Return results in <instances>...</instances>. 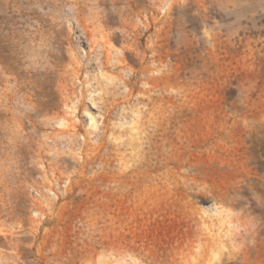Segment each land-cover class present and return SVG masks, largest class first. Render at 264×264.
Listing matches in <instances>:
<instances>
[{"label":"rangeland","instance_id":"1","mask_svg":"<svg viewBox=\"0 0 264 264\" xmlns=\"http://www.w3.org/2000/svg\"><path fill=\"white\" fill-rule=\"evenodd\" d=\"M0 264H264V0H0Z\"/></svg>","mask_w":264,"mask_h":264},{"label":"bare ground","instance_id":"2","mask_svg":"<svg viewBox=\"0 0 264 264\" xmlns=\"http://www.w3.org/2000/svg\"><path fill=\"white\" fill-rule=\"evenodd\" d=\"M78 101V103H77V106H80V108L84 105V102L83 101H81V100H79V99H76V102ZM112 104V103H111ZM89 105L91 106V107H93V103H89ZM74 110L76 109V105H74V106H71ZM88 114H89V112H87ZM103 115H101V117H102ZM90 120H92V127L94 128H96V126H97V119L93 116V114H90ZM105 121H106V117H104L103 119H102V123H101V125L100 126H97V127H99V128H102L103 129V131H101V133L102 132H104V130H105V128H106V124H105ZM72 122V121H71ZM62 124H63V126H64V129H62V130H60L58 133H56V136L58 135H62V136H65V135H68L69 134V132H70V130L71 129H73L74 130V132H76L77 133V130H76V125L74 124V123H67V122H62ZM95 128H94V130H95ZM78 129V128H77ZM76 130V131H75ZM93 130V131H94ZM92 131V130H91ZM96 131V130H95ZM86 133V132H85ZM90 133V132H89ZM98 132L96 131L95 132V134H96V136L98 135L97 134ZM80 135H83L82 133H80ZM87 136H88V133H86V134H84V141H86L85 139L87 138ZM86 137V138H85ZM74 140H75V138L73 137L72 138V142H74ZM61 142V140L59 139V140H55L54 141V145L55 144H58V143H60ZM53 145V146H54ZM3 149H4V146L2 145L1 146V151L3 152ZM81 151V150H80ZM54 153H55V156L54 157H60L63 153H64V151H59L58 149H56L55 151H54Z\"/></svg>","mask_w":264,"mask_h":264}]
</instances>
